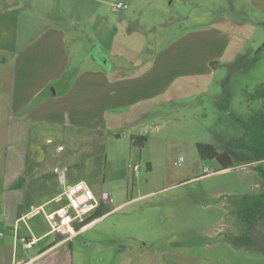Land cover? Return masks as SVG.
Listing matches in <instances>:
<instances>
[{
  "label": "rangeland",
  "instance_id": "374dc122",
  "mask_svg": "<svg viewBox=\"0 0 264 264\" xmlns=\"http://www.w3.org/2000/svg\"><path fill=\"white\" fill-rule=\"evenodd\" d=\"M19 1L20 11L6 13L4 20L11 41L18 30L19 40L33 35L51 8L52 20L61 25L67 15L80 21L69 27L75 41L68 44V72L48 87L58 93L57 114L65 124L39 133L52 140L33 142L29 166L36 169L28 177L62 191L57 176L63 171L66 183L73 179L93 187L87 203L102 199L110 210L71 235L63 247L68 264H138L126 259L140 250L153 253L149 264H264V223L245 218L264 205L259 175L264 159L251 160L239 121L263 108V100L250 95L264 82V0H120L129 4L115 13L111 2L104 5L110 24L97 14L83 19L79 8L88 4L83 0ZM209 26L226 31L230 42H221L226 49L216 62L205 60V45L190 52L173 44ZM154 64V72L162 74L156 88L167 89L133 104L137 82ZM206 66L211 74L200 73ZM95 69L107 78L91 72ZM85 71V77L130 85L123 87V105L110 108L118 96L107 97L108 107L94 114L100 118L94 121L91 114L84 124L67 92L75 75ZM96 103L90 113L98 110ZM68 112L81 127L69 125ZM137 135L144 136L142 145L134 143ZM198 143L227 151L232 166L222 169L217 160L200 158ZM36 218L42 220L41 210ZM43 227H49L46 220Z\"/></svg>",
  "mask_w": 264,
  "mask_h": 264
},
{
  "label": "crops",
  "instance_id": "0c3cea01",
  "mask_svg": "<svg viewBox=\"0 0 264 264\" xmlns=\"http://www.w3.org/2000/svg\"><path fill=\"white\" fill-rule=\"evenodd\" d=\"M83 1L88 3L86 4L88 7L79 8V11L83 12H79L83 14V19L90 20L97 14L103 23L109 19L104 5L111 2V12L115 13L118 9L114 5L117 2H122L120 0L117 2L116 0ZM185 1L196 2L198 0ZM251 1L254 2V0ZM123 3L126 4V7L128 6L127 1ZM65 6L63 9L67 11L68 6ZM22 7L19 0H0V232L2 233L0 235V264H68L66 257L63 256L65 254L63 247L70 242L72 234L83 229L88 223L79 227L80 218L72 216V213L61 218L63 221L59 223L60 218L57 214L63 210L71 212L70 207L67 206L68 200L62 195L71 184L81 181L72 179L66 183L65 179H62L64 178L62 171L57 176V181H59L57 185L62 183L63 190L55 191L49 184L48 186L43 185L46 187V191L42 193L38 192L41 190L39 185L42 184L38 185L32 182L33 180H28V177L34 174L36 169L29 166L33 142L52 140L49 136L39 137V133L45 134V130H58L65 124V121H60V114H57L59 109L58 93L48 87L58 83L59 78L68 72L67 57L71 56L68 44L75 41V35L69 27L77 25L80 21L78 19L70 21L67 15L66 20L63 21L65 25H61L52 20L55 16L52 18L51 8L41 16L40 21H37L33 35L19 40L18 30L11 41L9 25L4 22L7 18L6 13L19 12ZM50 12L51 14L48 16L47 14ZM111 15L115 17L113 14ZM108 21L110 24L111 19ZM17 22H20V19H16ZM16 28H20V26L17 25ZM227 35L226 31L213 30L209 26L204 30L195 29L185 33L178 37L173 44L182 46L190 52L191 49L195 52L194 46L199 49L205 45L207 53L205 60L212 63L225 53L226 48L222 47L221 42L224 39L228 41ZM93 59L97 65H102L97 58L93 57ZM105 68L107 73L111 71V68ZM154 68L155 64L149 67L142 75L141 80L137 82L133 104L148 102L156 94L163 93L167 89L156 88V77L162 76V74L161 71L155 73ZM212 71L211 66H206L205 70L200 73L211 74ZM91 72L99 77L104 74L100 69ZM86 73L89 74L88 71H85L82 75H75L76 78H73L71 88L67 92L69 102L76 104L73 108L78 107L80 120L82 119L84 124L85 120L90 121L91 114L94 121L100 118H95L94 114L101 113L104 108L108 107L106 105L107 97L118 96L117 104L110 108L123 105V87L128 88L127 86L130 85L124 86L120 79L109 81L105 74L106 78L103 77L99 80L94 78V74L90 75L92 78L85 77ZM185 76L191 75H182V77ZM155 89H157V93H155ZM130 92L131 90L127 89L126 93ZM96 102L98 110L90 113V107H93ZM71 120L69 114L67 118L69 125L81 127L79 125L81 123ZM22 175L24 176L23 186L12 188L11 184ZM29 190L35 195H40V198H31L28 194ZM91 190H94L93 187ZM26 198L29 199V201L27 200L30 204L29 211L18 214L19 206L24 201L26 202ZM59 198H61L60 201H58ZM40 210L43 214L42 220L36 218ZM109 212L110 210L102 216ZM45 220L49 225L48 228L43 227ZM24 239H35V242L27 247L24 245ZM19 245L20 251L18 250ZM152 254L148 251H135L134 255L127 258L126 261L149 264L153 257Z\"/></svg>",
  "mask_w": 264,
  "mask_h": 264
},
{
  "label": "trees",
  "instance_id": "16d2710c",
  "mask_svg": "<svg viewBox=\"0 0 264 264\" xmlns=\"http://www.w3.org/2000/svg\"><path fill=\"white\" fill-rule=\"evenodd\" d=\"M250 99L263 100L262 110L257 109L256 111H254L247 121L239 120L244 128L242 143L249 150L251 160L255 161L264 159V82L257 85L256 90L250 95ZM220 106L223 107V109L227 107L225 103L220 104ZM135 139L144 140V136H136ZM196 149L200 158L215 159L218 161L222 169L232 166V158L227 151L219 152L213 145L204 143H198L196 145ZM259 175L261 176L262 184L264 187V171L260 170ZM23 177L24 176L22 175L16 182L11 184V187H22ZM42 187L43 185H39V189H41ZM27 200L29 201V199L26 198V202L24 201L19 206L18 214L29 211L28 209L30 207V204L29 202H27ZM108 211L109 209L106 207L105 203L102 201V199H99L97 205L89 212L87 216H85L81 220L79 227L86 225L87 223L95 220L97 217L102 216ZM245 218L249 223H252L256 220H260L264 223V205L262 209L258 207L257 212L254 211L250 213V215L245 216Z\"/></svg>",
  "mask_w": 264,
  "mask_h": 264
},
{
  "label": "built area",
  "instance_id": "2783aa9c",
  "mask_svg": "<svg viewBox=\"0 0 264 264\" xmlns=\"http://www.w3.org/2000/svg\"><path fill=\"white\" fill-rule=\"evenodd\" d=\"M125 7H126V4H124L123 2H117L115 4V8H117V9L118 8H125ZM181 160H182V157L179 158V161H181ZM81 191H84V194H81L80 193ZM62 197H65L68 200L67 206L70 207L71 212H72V216L79 217L80 221L84 218V217L81 218L82 215L87 213L88 211L90 212L98 203V201L96 203H92V204L86 202V201H90V199H93V195H92V190L90 188H87L86 184L83 181L71 184L65 190L64 195H62ZM105 197H108V195L105 194ZM60 200H61V198H59L58 201H60ZM94 201H95V199H94ZM85 202H86V204H85ZM71 212L68 210H63V211H60L57 215L60 219L61 218L63 219L66 215H70ZM89 212H88V214H89ZM79 213H81V214H79ZM62 219L60 221H63ZM60 221H58V222L60 223ZM1 234L2 233L0 232V235ZM23 242H24L25 246L30 247L35 242V239H30V240L24 239Z\"/></svg>",
  "mask_w": 264,
  "mask_h": 264
},
{
  "label": "water",
  "instance_id": "95a60500",
  "mask_svg": "<svg viewBox=\"0 0 264 264\" xmlns=\"http://www.w3.org/2000/svg\"><path fill=\"white\" fill-rule=\"evenodd\" d=\"M104 64L107 65V67H109L108 62L105 61ZM134 143H135V144H139V145H142V144H143L142 141H138V140H136ZM196 172H199V169H198V168H196Z\"/></svg>",
  "mask_w": 264,
  "mask_h": 264
}]
</instances>
